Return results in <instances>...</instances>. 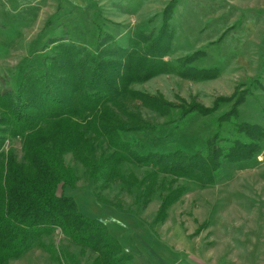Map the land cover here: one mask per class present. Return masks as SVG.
<instances>
[{
  "label": "rangeland",
  "instance_id": "374dc122",
  "mask_svg": "<svg viewBox=\"0 0 264 264\" xmlns=\"http://www.w3.org/2000/svg\"><path fill=\"white\" fill-rule=\"evenodd\" d=\"M71 41L116 62V85L125 81L166 105L156 111L140 98L130 102L158 126L127 135L139 151L201 147L214 163L161 175L154 193L139 198L121 182L101 190L69 152L77 181L59 193L108 225L132 254L129 264H264V0H0V138L18 160L23 140L6 134L13 122L5 100L24 73L43 72L44 58ZM153 58L167 66L154 64L164 69L146 76L140 66ZM252 126L259 136L247 131ZM240 140L258 147L241 156L240 145L232 147ZM215 144L233 155L214 159ZM122 171L142 178L146 168L124 163ZM40 242L10 264H72L63 250L81 264L98 256L61 229Z\"/></svg>",
  "mask_w": 264,
  "mask_h": 264
},
{
  "label": "trees",
  "instance_id": "16d2710c",
  "mask_svg": "<svg viewBox=\"0 0 264 264\" xmlns=\"http://www.w3.org/2000/svg\"><path fill=\"white\" fill-rule=\"evenodd\" d=\"M98 43L100 47V39ZM61 46L64 52L44 58L48 61L44 62L43 72L32 67L24 73L19 86L5 100L4 108L13 122L6 134L22 138L24 158L18 160L13 151H5V137L0 138V264H10L35 244L42 245L41 238L56 229H61L74 244L96 253L94 264H129L132 254L125 252L108 225L85 215L73 196L59 193L61 186L74 187L77 181L65 155L71 152L101 190L121 182L130 192L138 189L139 198L154 193L161 175L203 170L214 160L208 161L199 154L201 147L195 152L139 151L127 135L153 133L158 126L132 108L130 102L140 98L144 106L156 111L166 105L132 91L125 81L116 85V62L102 59L100 50L93 53L73 41ZM155 59L140 66L146 76L164 69L155 70L154 64L167 66ZM188 111L182 112L179 121L189 115ZM247 131L252 137L261 133L253 126ZM242 143L245 142L236 141L232 147L237 149ZM219 145L212 148L214 159L233 155L231 146L223 150ZM257 147L254 143L250 148L248 144L240 145L239 155H246L248 148L247 155H251ZM124 163L146 168L145 175L142 178L125 175ZM215 171L216 168L212 169V173ZM121 205L118 203L120 208ZM68 253L61 252L64 260L81 264L75 255Z\"/></svg>",
  "mask_w": 264,
  "mask_h": 264
}]
</instances>
